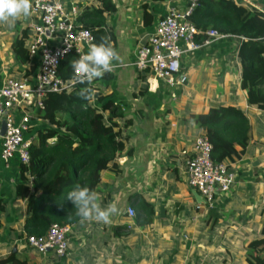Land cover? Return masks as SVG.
Listing matches in <instances>:
<instances>
[{
    "label": "crops",
    "instance_id": "crops-1",
    "mask_svg": "<svg viewBox=\"0 0 264 264\" xmlns=\"http://www.w3.org/2000/svg\"><path fill=\"white\" fill-rule=\"evenodd\" d=\"M110 1L115 12L107 26L120 60L113 62L116 66L109 72L112 76L106 81V92L130 119L126 132L131 151L116 159V174L108 170L102 173L95 192L102 208L115 203L120 211L110 216L108 223H81L80 219L73 224L65 256L53 257L49 251L39 255L19 237L24 230L23 203L14 193L18 163L13 159L8 168L0 163V197L5 208L0 259L13 253L26 264H242L243 245L258 237L264 218V110L250 106L240 88L239 42L223 39L185 54L180 65L186 82L177 88L152 80L146 71L147 87L139 94L142 82L131 65L134 51L145 44L168 7L183 10L184 4L170 0ZM248 1L264 12V0ZM143 8L151 18L147 26L142 20ZM79 16L80 11L76 22L83 26ZM29 21L30 16L16 20L11 27L0 23V82L6 77H22L11 45ZM218 105H232L242 112L249 139L226 160L235 169L229 188L217 192L207 206L187 186L183 167L192 155L194 139L201 135L189 116ZM142 204L150 206L149 214L145 209L138 214ZM129 207L134 211L132 217L127 216ZM235 234L243 249L238 254L232 252Z\"/></svg>",
    "mask_w": 264,
    "mask_h": 264
},
{
    "label": "trees",
    "instance_id": "trees-1",
    "mask_svg": "<svg viewBox=\"0 0 264 264\" xmlns=\"http://www.w3.org/2000/svg\"><path fill=\"white\" fill-rule=\"evenodd\" d=\"M79 11V19L83 28L90 31L93 43L98 44L102 36H107L116 50L113 34L107 26L108 18L115 12L113 3L91 0L79 7ZM150 19L143 8L145 26L149 25ZM189 19L198 31L212 29L220 34L244 38L236 52L239 85L247 103L264 110V16L232 0H202ZM28 46L26 28L11 45L20 76L30 75L35 69V62L28 56ZM71 61L73 58L67 56L60 64V77H72ZM136 73V79L142 82L138 93L143 94L147 87L146 70ZM111 76L112 73H105L91 85L75 83L67 90L46 93L41 109H28L29 130L35 137L28 148L29 163L18 165L19 180L14 186L15 196L23 203L24 233H19V237L43 234L51 223L76 224L81 218L76 214V207L66 199L67 192L76 184L95 191L102 173L108 170L116 174L119 171L116 159L131 151L126 132L130 119L125 118L119 104L114 103L106 92V81ZM82 87H91L94 97L89 100L79 98L77 92ZM189 119L211 143V159L215 162H227L235 150L243 149L248 142L246 119L235 106H210L204 113L191 114ZM29 176H33L31 181ZM144 209L145 214L151 212L148 204H142L138 214L142 215ZM4 214L0 197V228ZM209 227H212L211 223ZM258 233V237L243 245L242 264H264V218ZM5 263L26 264L13 253L0 259V264Z\"/></svg>",
    "mask_w": 264,
    "mask_h": 264
},
{
    "label": "built area",
    "instance_id": "built-area-1",
    "mask_svg": "<svg viewBox=\"0 0 264 264\" xmlns=\"http://www.w3.org/2000/svg\"><path fill=\"white\" fill-rule=\"evenodd\" d=\"M182 2L183 10L168 7L165 15L154 25L143 46L134 51L131 63L135 71H144L152 80L168 88H177L186 82L180 59L223 39L244 40L242 36L220 34L209 29L198 31L189 17L202 0H170ZM235 4L264 12L248 0H232ZM89 1L32 0L30 21L27 26L28 56L35 62V70L19 79L4 78L0 82V163L8 168L15 159L19 164L29 163V144L35 133L29 130L31 117L28 109H41L46 93L60 92L75 84L79 75L72 68L70 79L59 76L58 68L67 56L78 59L87 54L93 38L88 29L76 22L79 6ZM1 123L3 132L1 133ZM211 143L205 135L197 136L192 145V155L183 167L187 186L196 191L202 202L210 206L217 192L229 188L235 175L233 165L211 159ZM33 176H29L31 181ZM134 211L127 208V216ZM72 224L51 223L43 234L26 235L25 244L37 254L50 252L53 257H63L67 252Z\"/></svg>",
    "mask_w": 264,
    "mask_h": 264
},
{
    "label": "clouds",
    "instance_id": "clouds-1",
    "mask_svg": "<svg viewBox=\"0 0 264 264\" xmlns=\"http://www.w3.org/2000/svg\"><path fill=\"white\" fill-rule=\"evenodd\" d=\"M31 9L32 0H0V23H7L11 27L16 20L28 18ZM100 41L98 44L93 43L87 54L71 61L73 70L79 74L75 83L91 85L93 80L112 72L116 66L113 62L120 60L109 37L102 36ZM77 96L84 100L92 99L94 90L91 87H82ZM66 199L76 207V214L81 218V223L92 220L108 223L110 216L120 211L115 203L102 208L98 193L80 184H76L67 192Z\"/></svg>",
    "mask_w": 264,
    "mask_h": 264
},
{
    "label": "rangeland",
    "instance_id": "rangeland-1",
    "mask_svg": "<svg viewBox=\"0 0 264 264\" xmlns=\"http://www.w3.org/2000/svg\"><path fill=\"white\" fill-rule=\"evenodd\" d=\"M130 69H132V68H130ZM129 69V70H130ZM131 71V70H130ZM243 229H245V227L243 228ZM238 239H237V235L235 234L234 236H233V240H232V252L234 253V254H238V253H240V252H242V248H241V246L240 245H238L237 243H238Z\"/></svg>",
    "mask_w": 264,
    "mask_h": 264
},
{
    "label": "water",
    "instance_id": "water-1",
    "mask_svg": "<svg viewBox=\"0 0 264 264\" xmlns=\"http://www.w3.org/2000/svg\"><path fill=\"white\" fill-rule=\"evenodd\" d=\"M3 132V123H1V133Z\"/></svg>",
    "mask_w": 264,
    "mask_h": 264
}]
</instances>
